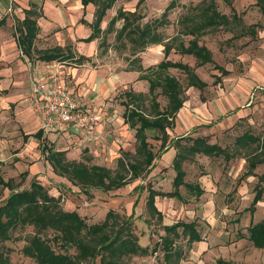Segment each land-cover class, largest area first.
I'll list each match as a JSON object with an SVG mask.
<instances>
[{
    "label": "rangeland",
    "instance_id": "obj_1",
    "mask_svg": "<svg viewBox=\"0 0 264 264\" xmlns=\"http://www.w3.org/2000/svg\"><path fill=\"white\" fill-rule=\"evenodd\" d=\"M13 2L12 0V9ZM209 4H212L220 14L227 15L229 22L213 29L207 28L199 36L198 44L205 45L212 53L213 62L228 71L227 74L223 75H220L212 63L197 65L195 58L181 53L178 46V43L188 44L192 35L184 33L186 26L193 21L195 23L196 19L199 20L200 14L205 12ZM119 10L126 14L134 13L137 17V24L140 22L141 25L150 24L162 38V42L160 44H148L140 49L127 36L118 38L117 31L123 24L122 19H118L111 26V29L106 31L109 20ZM7 12L6 15L10 18L9 24H5L2 29L5 30L7 36L16 39L14 19L17 17L13 12ZM130 17L132 18V16ZM162 18H164L163 23L157 24L155 20ZM101 26L104 31L95 40L97 48L95 51L96 59L93 64L109 62L119 70L131 66L136 71H138L136 67L141 66L143 70L138 72L140 75L147 73L151 75V72L156 69L157 63L164 58L163 45H172L173 47L167 54V60L187 64L200 79L206 82L203 89H198L187 85L183 71L173 67L166 71L175 76L181 84L183 104L180 109L184 111L183 114L187 119L189 114H193L194 117L190 121L189 127H184L178 121L180 126L177 131L173 132L175 136L206 137L209 143H216L230 152L235 151L234 140L244 131L264 136V11L256 3V0H116L113 6L107 10ZM50 39L44 41L41 38L40 40L46 44V47H49L53 46ZM39 45L41 46V44ZM130 60L133 61L129 62ZM219 75L221 80L215 82V78ZM142 83L144 85L142 88L145 89L144 93L134 91L132 82H130L124 87L119 86L114 91L113 100L115 101L109 102L116 103L117 106L119 105V109L124 110L123 104L130 101L132 106L139 104V108L143 112L150 113L151 94L148 92V81L145 79ZM128 93L142 94V97H137L138 100L135 98L131 102ZM157 100L161 109L164 108L167 103L166 98L159 94ZM172 121L174 122L173 119ZM127 126L129 125L127 124ZM128 130L129 127H126L124 131ZM134 134L135 128L129 130L124 136L120 130L116 136L117 138L121 137L115 140L120 146L119 149H116L119 155L108 159L101 158V156L93 159L88 150L95 145L85 147L86 145L78 142L79 136L74 135L72 141L65 144L70 151V155L66 158L68 160L79 159L88 166L91 164L105 166L114 173L119 170V156L125 157V162L128 163L141 158L136 152L137 140ZM146 134L151 148L156 152L160 146L158 133L154 130H146ZM58 141L59 137L54 141H43L44 143L34 139V142L38 143L37 148L41 149L40 157L43 156L44 160L49 163L51 168L48 170L49 176L44 175L41 176L42 179H38L36 175L31 177L29 172L28 174L20 172L22 173L20 174L19 171H16V175L12 177L16 188L29 187L33 179L39 181L51 195L60 198L65 210H76L86 220L87 224L101 223L109 210L113 215L110 219L111 222L114 217H117L115 220L121 224L133 212L130 229L137 235L140 244L148 246L149 250L152 249L154 243L160 242V236L164 235V225L172 224L177 220H192L195 216L198 218L197 214L192 213L193 207H191L196 199L189 194L184 186L180 187L183 197L181 200L161 196L155 197V204L162 214L161 219L149 209L146 203V187L152 186L163 191L172 189V180L176 172L172 166V158L175 154L173 147V149H167L163 154L157 151L158 155L153 161V166L149 169L143 168L140 171V178L119 189L105 192L101 189L90 188L84 191L72 184L65 176H62L60 170L53 167L47 158L48 152L62 150L60 148L63 145ZM121 145L125 147L122 148ZM44 146L50 147L51 150H42ZM10 152L12 155L16 153L15 150H10ZM244 153V150L240 148L237 154L228 158L223 155L195 154L183 163L184 181L202 184L206 187V184L212 180L214 185L223 186L224 175L232 171V173H238L232 184L237 186L236 180L242 176L246 168V163L243 162V160L245 161ZM39 159L42 160V158ZM30 163L29 160H23V164L20 162V167L23 168V171H27ZM9 178L7 177V179ZM8 193L7 188L2 189L0 186V203ZM199 225L201 224L199 223ZM201 228L203 229V226ZM32 233V226L18 228L11 232V239L5 242V247L11 249L10 259L13 264H37L33 258L24 255L22 252L23 246L27 243V238ZM47 234L49 238H52V231ZM50 243L57 252H66L71 255L76 252L73 246H65L60 241L56 242L51 239ZM174 244L184 252V257L188 255L189 248L183 236L176 238ZM162 261V251L158 250L155 253L149 251L148 255L124 256L121 262L122 264H161ZM84 264H101V262L97 257L96 259H88Z\"/></svg>",
    "mask_w": 264,
    "mask_h": 264
},
{
    "label": "trees",
    "instance_id": "obj_2",
    "mask_svg": "<svg viewBox=\"0 0 264 264\" xmlns=\"http://www.w3.org/2000/svg\"><path fill=\"white\" fill-rule=\"evenodd\" d=\"M13 1L15 2V0ZM80 1L84 7L88 4L94 6V18L90 23L91 33L83 39L85 42H90L104 31L101 28V23L107 10L113 6L116 0ZM256 3L264 11V0H256ZM38 7L35 4H29V7L23 10L24 17L14 19L16 41L22 53L28 57L35 56L36 59L44 61L69 59L72 62H82L85 57L79 56L73 59L72 53L66 51L68 46L36 48L35 40L39 31L37 20L42 16L41 8ZM199 17L200 19H196L195 23L193 21L186 26L184 33L192 35V38L187 45L178 43L179 49L181 53L193 56L197 65L212 63L220 75L227 74V70L213 62L211 51L205 45L198 44V38L207 28L213 29L228 23V16L220 14L212 4H209L205 12H202ZM118 19L123 21L117 31L118 38L127 36L140 49L148 44H160L162 42V38L150 24L141 25V22L137 24V17L134 13L126 14L122 10H119L109 20L106 31H109ZM163 20L164 18L155 21L157 24H162ZM5 21V17L1 18L0 26ZM80 21L85 23L83 18ZM172 47V45H163V60L157 63L156 69L151 72V75L150 73L140 75L142 79L148 81V92L151 94L150 113L143 112L139 108V104L132 106L130 101L123 104L124 122L135 128L136 152L141 156L140 159L128 163L125 162V157L120 156L118 159L119 170L113 173L111 169L105 166L93 164L88 166L80 160H68L64 150L48 152L47 156L52 166L59 169L62 176H65L80 189L87 191L90 188H96L107 192L119 189L140 178V171L143 168L149 169L153 166V161L158 152L163 154L167 149L173 147L175 154L172 158V166L176 172L172 180V189L163 191L152 186L146 187V203L159 219L162 218V214L155 206V197L161 196L181 200L183 199L180 192L181 186H184L189 194L195 198L202 195L203 189L198 183L184 181L183 163L195 154L223 155L228 158L237 154L241 148L245 152L243 155L246 163L244 176L255 175V168L260 164L264 165V136H258L249 131H244L235 138L234 152H230L216 143H209L206 137L193 138L189 135H181L173 139L168 138L167 128L171 126L173 117L183 104V90L178 79L166 71L171 67L177 68L185 73L188 86L198 89H203L206 86V82L200 79L190 66L167 60V54ZM131 61L133 60L129 62ZM136 68L138 71L143 70L141 66ZM220 75L215 78V82L221 80ZM159 94H162L167 100L162 109L157 100ZM127 95L131 102L135 98L138 100L137 97H142V94L128 93ZM146 130H154L158 133L160 139L158 152H154L147 141ZM33 135L40 136L41 130ZM183 141L184 143H182ZM42 150L50 151L51 149L44 146ZM13 181L12 178L6 181L0 179L2 189L7 188L9 190L8 195L0 203V264H13L10 259L11 249L5 247V242L11 239L12 231L26 226H32L33 233L27 238V243L23 246L22 252L24 255L33 258L37 264H84L88 259H96L97 257H99L101 264H122L121 261L124 256L148 255L149 251L155 253L158 250L162 251L163 261L161 264H178V261L184 257V252L175 246V239L183 236L189 249L193 242L201 239V226L196 220H177L170 225L163 226L164 235L160 236V242L154 243L152 249L149 250L148 246L140 244L137 235L130 229L133 212L121 224L115 220L117 217H114L111 222L110 219L113 215L110 210L101 223L87 224L86 220L76 210H65L60 198L51 195L39 181L33 179L29 187L21 189L16 188ZM262 183H264V169L258 175L257 183L253 188L255 194L249 208L250 211H253V205L262 198ZM49 231L53 232L52 238L48 237ZM247 232L248 240L254 247L261 248L264 246V221L251 223ZM51 239L56 242L60 241L65 246H73L76 251L75 254L57 252L51 246ZM221 263V261L217 262V264Z\"/></svg>",
    "mask_w": 264,
    "mask_h": 264
},
{
    "label": "crops",
    "instance_id": "obj_3",
    "mask_svg": "<svg viewBox=\"0 0 264 264\" xmlns=\"http://www.w3.org/2000/svg\"><path fill=\"white\" fill-rule=\"evenodd\" d=\"M11 1L0 0V19L5 17L6 20L0 26V179L6 181L7 177L15 176L16 171L26 174L29 172L31 177L36 175L38 179H42L41 176L44 175L49 176L48 170L51 169L49 163L43 156L40 157L41 149L37 148L38 143L36 144L34 139L47 142L59 137L58 142L63 145L60 149L65 151L66 157L70 155L69 148L65 144L70 143L72 136L78 134L70 128L63 131H42L39 118L27 99L31 80L44 79L56 62H60V76L79 104L96 116L94 129L101 140L87 144L88 147L95 145L89 148L88 153L92 154L93 159L99 156L104 159L118 157L116 149L120 146L115 140L121 136L117 138L116 135L121 130L124 136L132 128L124 122V110L109 101L113 100L114 91L119 86L124 87L130 82L134 91L144 93L142 82L145 79H138L139 71L132 70L131 66L119 70L109 62L93 64L96 59V38L90 42H85L83 39L91 33L90 23L94 18V6L88 4L84 7L80 0H15L13 2L11 12L20 19L24 17L23 10L28 8L29 4L41 8L42 16L37 20L39 31L35 41L36 48L68 46L66 51L72 53L73 59L79 56L85 59L78 63L69 59L44 61L36 59L35 56H26L21 53L16 39L7 36L2 29L5 24H9L10 18L6 14ZM81 18L85 23L80 21ZM41 38L44 41L51 38L53 46L46 47ZM179 110L180 112L178 111L173 118L174 122L172 121L171 126L167 128L169 139L179 137L173 134L179 129L178 121L184 127H189L190 121L194 118L193 114H189L187 119L183 114L184 111ZM126 127H129L128 131H124ZM38 130H41V135H33ZM123 145L122 148L125 147ZM10 150H15L16 153L12 155ZM23 160L31 162L27 171H23L20 167V162L23 164ZM263 169L264 165L260 164L254 170L255 175L242 174L236 180L237 186L232 184L238 173L232 171L224 175L223 186L214 185L212 180L206 184V187L199 184L203 193L194 198L196 200L191 207H193L192 213L198 215V218L193 216L192 220L203 226L200 231L201 239L191 244L188 255L182 257L178 264H217L220 261L221 264H264V246L254 247L247 237V228L251 223L264 221V183H262V198L253 205V211L249 210L255 194L253 188ZM157 209L160 211L158 207Z\"/></svg>",
    "mask_w": 264,
    "mask_h": 264
},
{
    "label": "built area",
    "instance_id": "obj_4",
    "mask_svg": "<svg viewBox=\"0 0 264 264\" xmlns=\"http://www.w3.org/2000/svg\"><path fill=\"white\" fill-rule=\"evenodd\" d=\"M11 9L10 3L8 11ZM59 71L60 62H56L44 79L30 82L27 99L39 118L40 129L48 132L70 128L78 134L80 144L99 142L101 137L94 129L95 114L79 104Z\"/></svg>",
    "mask_w": 264,
    "mask_h": 264
}]
</instances>
